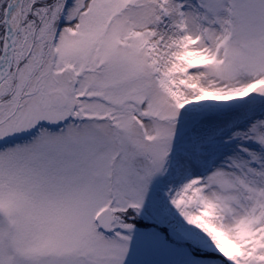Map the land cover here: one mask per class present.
<instances>
[{"label": "snow or ice", "instance_id": "6c2138e0", "mask_svg": "<svg viewBox=\"0 0 264 264\" xmlns=\"http://www.w3.org/2000/svg\"><path fill=\"white\" fill-rule=\"evenodd\" d=\"M0 264H264V0H0Z\"/></svg>", "mask_w": 264, "mask_h": 264}]
</instances>
